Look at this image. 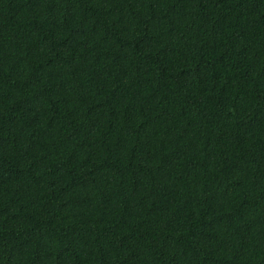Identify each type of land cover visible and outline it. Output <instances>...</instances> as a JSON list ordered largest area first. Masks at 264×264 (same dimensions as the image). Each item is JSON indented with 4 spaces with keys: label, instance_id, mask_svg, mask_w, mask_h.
Wrapping results in <instances>:
<instances>
[{
    "label": "trees",
    "instance_id": "1",
    "mask_svg": "<svg viewBox=\"0 0 264 264\" xmlns=\"http://www.w3.org/2000/svg\"><path fill=\"white\" fill-rule=\"evenodd\" d=\"M0 264H264V0H0Z\"/></svg>",
    "mask_w": 264,
    "mask_h": 264
}]
</instances>
